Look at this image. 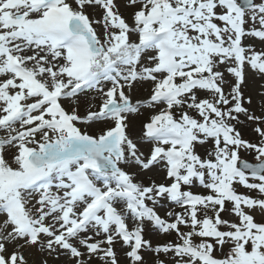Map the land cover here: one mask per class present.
Returning <instances> with one entry per match:
<instances>
[{
    "label": "rangeland",
    "instance_id": "1",
    "mask_svg": "<svg viewBox=\"0 0 264 264\" xmlns=\"http://www.w3.org/2000/svg\"><path fill=\"white\" fill-rule=\"evenodd\" d=\"M39 1L0 0V264H216V258L264 264V246L227 250L247 242L243 227L264 228V185L259 184H253V198L224 214L218 224L209 223L214 234L215 227L224 238L228 233L227 239H208L188 257L161 247L169 226L177 223L172 215L175 203H202L194 197L202 193L200 187L224 182L222 176L215 177L217 170L215 176L199 170L204 172L201 178L194 175L189 184L178 187L173 179L184 162L202 158L220 171L223 167L222 174L231 177L233 160L228 159H256L247 158L249 152L236 144L233 131L236 127L245 135L255 133L258 124L264 133V0H252L254 5L244 12L238 11L234 0H197L194 20L200 21L185 29L192 39L180 35L177 26L170 29L167 23L143 17L146 10L157 13L173 0H62L34 11ZM9 15L21 20L11 22ZM71 17L87 20L98 53L106 50L117 57L97 67L107 78L90 86L79 84L74 72L71 49L83 48V39L69 36L71 43L60 51L53 48L57 37L45 36L44 28L51 26L66 35ZM151 32L169 46V55L157 46H145ZM187 40L192 49L186 47ZM134 47L140 51L120 54L121 49L129 52ZM6 53L33 72L39 85L18 81L9 72ZM173 56L187 57L188 77L202 81L195 88L216 111L217 120L208 118L209 112L202 120H197L198 113H187L193 132L163 125L174 116L171 104L183 75L182 66L172 68ZM93 61L95 66L99 59L93 56ZM47 94L59 96L61 113L55 114L52 105L44 102ZM154 95L163 99L154 102ZM223 95L230 100L225 105L220 103ZM215 122L223 129L214 128ZM152 124L163 139H148L147 127ZM117 128L124 130L126 143L121 157L114 160L116 172H95L91 163L82 160L39 171L25 165L32 151L65 139L69 132L98 140ZM169 151L176 154L174 161L167 157ZM104 166L110 167L106 162ZM81 171L106 196L102 206L93 205V193L77 188L74 177ZM3 174L12 177L14 188L6 185ZM181 189L185 195L178 198ZM128 199L143 200L137 202V213L131 211ZM202 204L207 217L202 219L209 222L212 206ZM119 225L130 234L129 240L121 238ZM135 233L143 238L138 244Z\"/></svg>",
    "mask_w": 264,
    "mask_h": 264
},
{
    "label": "trees",
    "instance_id": "2",
    "mask_svg": "<svg viewBox=\"0 0 264 264\" xmlns=\"http://www.w3.org/2000/svg\"><path fill=\"white\" fill-rule=\"evenodd\" d=\"M184 2H188V1L184 0L183 3ZM186 85L187 84H184V87L180 89V91L182 92V96L179 99L180 101L179 105L173 107L174 108L173 118L175 119V121H177L178 123L187 124L189 117H187L186 115L189 112H194L196 114L198 113V120L205 119L207 117L208 112H209L208 118H211L212 120L216 119V116L214 115L216 114V111H214L213 108L210 107V105L205 103L203 98L200 97V95L197 93L196 90ZM228 101L230 100L224 99V95H223V98L220 101V103L225 105L226 103H229ZM236 130H238V128L234 127V131H233L235 133L234 138L237 144L241 145V147L245 149L244 151L249 152L250 155L247 156V158L252 159L253 156L255 157V154L258 153L259 149L264 146V135H263L264 133L261 132L263 131V129L261 128L260 125L257 124L254 131L255 133H250L247 135H245V133L243 134V132L242 133H240L239 131L237 132ZM254 138H256L257 142L251 141ZM250 142H252L251 143L252 145H250ZM196 164L201 170H205L207 173L209 172V169L207 168H209L210 165H213V163L210 162L205 163L202 158H197ZM230 179L226 180L227 183H229V188H227V193H224L221 187L220 190L207 189L205 191H202V193H200V195L203 197L202 199L206 200L207 205L212 206L211 209L212 214L210 215L211 217L210 222H216L215 221L216 218L223 219L224 214L233 211V209L238 207L239 204L241 205V202L246 201V199H248L249 197L253 198L254 196H251L253 194V189H254L253 184L264 185V183L262 182H255V181L241 179L240 177L234 174H232V178ZM195 214H198L200 217L206 216V213L202 209V204L187 205V206H183L180 210H177L175 212V217L178 220L177 222L179 225L178 232L177 234L175 233L169 234V236H167L165 243L174 244L173 243L174 241L176 244L179 245H187V244H197L196 243L197 241L203 242L209 239L208 235L206 233L201 232L200 230L201 220L198 223H196L195 221H194L195 223H192ZM184 222H187V224L189 223L188 227L182 228ZM251 227L254 228L247 229L245 232L246 241L249 243L246 242L245 243L246 245L244 243L241 244V246L244 249L247 248V250H250L254 244H256L258 248L264 246V229H259L258 227L255 226H251ZM226 253L227 252L224 251V254ZM256 264H262V263H256Z\"/></svg>",
    "mask_w": 264,
    "mask_h": 264
},
{
    "label": "water",
    "instance_id": "3",
    "mask_svg": "<svg viewBox=\"0 0 264 264\" xmlns=\"http://www.w3.org/2000/svg\"><path fill=\"white\" fill-rule=\"evenodd\" d=\"M53 1V0H52ZM238 1L239 5H240V10L246 9L250 6L253 5L252 0H236ZM73 31V30H72ZM74 32V31H73ZM91 47L94 46L93 43H91L90 45ZM108 140L104 139L102 141H99L98 143H95L92 140L89 139H82L83 143H86L89 145V154L85 155L83 152H70L69 151H64V153H62L60 156L54 157L53 161L50 162H46L43 164V162L41 163H33L35 165V167H42L43 165H50L52 163L55 162H60V161H64V160H70V159H75L78 157H83V158H90L92 159L96 165H98V167L100 169H102L103 167H101V162H100V158L103 154L104 151H106V149L103 148V144ZM69 144L72 145L71 142L66 141L63 143L62 148L64 149L65 145ZM57 146V144H55L54 146H47L44 147L42 150L44 151V153H46L47 151H51L53 150V148H55ZM97 147H99L100 149H96ZM96 149V151H94ZM109 151V150H107ZM111 153H113L116 157L119 155V152L114 149H112L110 151ZM36 156L33 155L30 163L32 164V160L33 158H35ZM234 168L236 170V172L241 175L244 178H252V179H256V180H263L264 181V148L261 150L260 154L256 157L255 160H237L234 163Z\"/></svg>",
    "mask_w": 264,
    "mask_h": 264
},
{
    "label": "bare ground",
    "instance_id": "4",
    "mask_svg": "<svg viewBox=\"0 0 264 264\" xmlns=\"http://www.w3.org/2000/svg\"><path fill=\"white\" fill-rule=\"evenodd\" d=\"M55 30V29H54ZM55 33H57V32H55ZM58 34V33H57ZM61 45H63V43L61 44ZM72 52H73V55H75L76 56V58H82V59H84L85 60V54H86V52L84 51L83 53H81V51L80 50H77V51H74V50H71ZM121 52H120V54H122V55H129V54H135V53H137L136 52V50H132V51H129V52H127V51H123L122 49L120 50ZM96 57L99 59V62L96 64V66L97 67H99V68H101L102 66H104L106 63H108V62H113V61H115V59L117 58L115 55H112V54H110L108 51H106V50H103V51H101L100 53H98L97 55H96ZM83 60V61H84ZM77 67V66H76ZM35 80V79H34ZM125 140L123 141V143L121 144V148H123L124 146H125Z\"/></svg>",
    "mask_w": 264,
    "mask_h": 264
}]
</instances>
